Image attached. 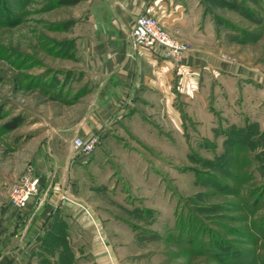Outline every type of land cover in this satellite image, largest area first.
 <instances>
[{"label": "rangeland", "instance_id": "rangeland-1", "mask_svg": "<svg viewBox=\"0 0 264 264\" xmlns=\"http://www.w3.org/2000/svg\"><path fill=\"white\" fill-rule=\"evenodd\" d=\"M190 1L186 27L166 28L223 70L185 67L204 101L176 103L200 118H160L155 139L120 157L132 172L85 199L97 241L81 234L77 264H102V250L107 264H264V0ZM60 2L0 0V210L91 87L82 42L104 29L108 1Z\"/></svg>", "mask_w": 264, "mask_h": 264}, {"label": "crops", "instance_id": "crops-1", "mask_svg": "<svg viewBox=\"0 0 264 264\" xmlns=\"http://www.w3.org/2000/svg\"><path fill=\"white\" fill-rule=\"evenodd\" d=\"M107 1L110 13L101 19L104 29L96 31L93 40L82 42L84 68L91 73L89 92L81 97L85 99L82 110L70 123L56 126L58 135L48 137L36 151L33 165L41 177L38 195L24 207L9 202L0 210V264H77L81 234L91 232L92 242L97 241L92 209L88 210L91 203L86 207L85 199L132 172L120 159L127 145L155 139L152 134L162 128L160 118H167L173 128H184L187 116L200 118L189 111L183 118L176 101L180 95L186 106L194 101L203 104L200 77L187 75L185 67L192 69L190 74L210 68L208 52L193 46L178 63L167 58L159 45L134 50L129 35L136 15L144 11L160 17L169 28L183 29L192 14L191 1ZM72 135H97L98 142L85 154L72 147ZM104 252L95 256L107 264Z\"/></svg>", "mask_w": 264, "mask_h": 264}, {"label": "built area", "instance_id": "built-area-1", "mask_svg": "<svg viewBox=\"0 0 264 264\" xmlns=\"http://www.w3.org/2000/svg\"><path fill=\"white\" fill-rule=\"evenodd\" d=\"M129 35L134 50L159 45L163 47L165 56L172 61H181L193 50L190 44L174 37L160 17L147 11L136 15ZM70 142L75 150L89 154L94 150L98 136L72 135ZM40 187V175L33 167H29L10 186L9 201L11 205L16 208L24 207L38 195Z\"/></svg>", "mask_w": 264, "mask_h": 264}, {"label": "trees", "instance_id": "trees-1", "mask_svg": "<svg viewBox=\"0 0 264 264\" xmlns=\"http://www.w3.org/2000/svg\"><path fill=\"white\" fill-rule=\"evenodd\" d=\"M60 3H74L76 2V0H60ZM3 113H2V106L0 105V119L2 118ZM22 121L21 117L19 115H14L12 117H10L9 119H7L6 121L3 122V127L6 130L12 129L16 126H18L20 124V122ZM209 160V159H206ZM65 254H68L69 251L67 249V247H65Z\"/></svg>", "mask_w": 264, "mask_h": 264}]
</instances>
